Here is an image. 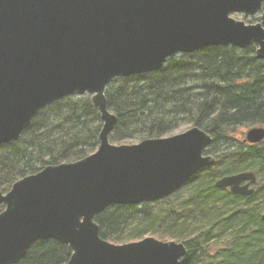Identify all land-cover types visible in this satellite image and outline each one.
<instances>
[{
  "label": "water",
  "instance_id": "water-1",
  "mask_svg": "<svg viewBox=\"0 0 264 264\" xmlns=\"http://www.w3.org/2000/svg\"><path fill=\"white\" fill-rule=\"evenodd\" d=\"M264 0H0V145L17 140L45 106L89 95L102 126L90 154L48 164L0 189V264H14L38 240L71 250L64 264H181L184 242L145 235L115 243L95 216L112 205L165 198L216 158L212 137L191 126L135 143L109 140L117 117L106 89L118 77L163 67L177 53L209 46H255L264 59ZM240 12L259 20L246 23ZM264 139L250 126L244 140ZM256 174L242 170L214 184L251 195Z\"/></svg>",
  "mask_w": 264,
  "mask_h": 264
},
{
  "label": "trees",
  "instance_id": "trees-1",
  "mask_svg": "<svg viewBox=\"0 0 264 264\" xmlns=\"http://www.w3.org/2000/svg\"><path fill=\"white\" fill-rule=\"evenodd\" d=\"M105 95L117 117L112 143L160 137L189 123L211 135L205 153L216 160L165 198L105 208L95 216L100 236L182 241L181 264H264V139L249 143L238 132L264 126V59L256 58L255 46L177 53L159 70L114 79ZM101 126L89 95L45 106L17 140L0 145V189L45 165L88 155ZM242 170L256 174L251 195L215 186L218 177ZM70 253L67 244L43 239L14 264H64Z\"/></svg>",
  "mask_w": 264,
  "mask_h": 264
},
{
  "label": "rangeland",
  "instance_id": "rangeland-1",
  "mask_svg": "<svg viewBox=\"0 0 264 264\" xmlns=\"http://www.w3.org/2000/svg\"><path fill=\"white\" fill-rule=\"evenodd\" d=\"M232 16L237 18V19H242L246 23H254V22H257L259 20L260 12L255 13L254 15H244L243 13L235 12V13L232 14ZM105 94H106V92H105ZM189 127H191V124H189V123H180V125L178 127H176L170 133H167V134H165L163 136L172 135V134H175V133L182 132V131L188 129ZM248 128H249V126H246V127H241L240 126V127H238V132H242L243 138L245 137V132H246V130ZM137 141H138L137 139H132V140H127L125 142L116 143V144L135 143ZM145 235H151V234L147 233ZM130 240H133V239H130ZM126 241H129V240H124V241L122 240V241L117 242V243H122V242H126Z\"/></svg>",
  "mask_w": 264,
  "mask_h": 264
}]
</instances>
